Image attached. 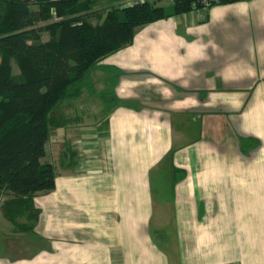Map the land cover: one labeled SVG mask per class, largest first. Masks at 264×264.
Returning a JSON list of instances; mask_svg holds the SVG:
<instances>
[{
    "label": "crops",
    "instance_id": "1",
    "mask_svg": "<svg viewBox=\"0 0 264 264\" xmlns=\"http://www.w3.org/2000/svg\"><path fill=\"white\" fill-rule=\"evenodd\" d=\"M89 77L33 229L0 209V264H264V0L139 25Z\"/></svg>",
    "mask_w": 264,
    "mask_h": 264
},
{
    "label": "trees",
    "instance_id": "2",
    "mask_svg": "<svg viewBox=\"0 0 264 264\" xmlns=\"http://www.w3.org/2000/svg\"><path fill=\"white\" fill-rule=\"evenodd\" d=\"M236 1L241 0L217 4ZM121 2L0 0V192L7 196L4 215L20 231H31L38 220L33 196L55 185L54 164L41 158L50 128L61 124L55 116L58 104L83 90L93 93L90 71L101 58L130 44L135 27L201 8H193L192 0H174L170 9L148 0ZM90 17L101 21L93 23ZM43 33L48 40L42 41ZM107 94V101L120 102ZM242 143L256 147L259 141Z\"/></svg>",
    "mask_w": 264,
    "mask_h": 264
},
{
    "label": "rangeland",
    "instance_id": "3",
    "mask_svg": "<svg viewBox=\"0 0 264 264\" xmlns=\"http://www.w3.org/2000/svg\"><path fill=\"white\" fill-rule=\"evenodd\" d=\"M147 1V0H146ZM153 5H155V6H159V7H163V8H165V9H170L171 7H172V4H173V2H174V0H155V1H151V0H149ZM107 4L104 2V3H101V5L99 6L100 8H102V7H105ZM90 20L93 22V23H97V22H99V21H101V20H99V19H97L96 17H90ZM46 35V34H45ZM11 65H12V68H13V72L14 73H18V68H17V66H16V64L11 60ZM93 75V74H92ZM90 80H91V82L93 83V85L95 84L96 86H100V85H102V83H101V81H100V78L98 77V79H91L90 78ZM98 82V83H97ZM98 88V87H97ZM104 91V90H103ZM105 93L107 94L108 93V91H107V89L105 90ZM109 94V93H108ZM107 94V95H108ZM103 98V97H102ZM104 100H105V98H103ZM56 129H53L52 130V133L55 131ZM57 131V130H56ZM54 132L53 134L56 136H54L53 135V138H52V145L53 146H55V149H56V147H57V140H58V136H57V133L58 132ZM78 141L79 139H73V141ZM74 146V145H73ZM55 151H57V150H55ZM51 158H52V162L54 163H58L59 162V156L57 155V153L56 152H54L53 154H52V152H51ZM5 199H6V196L5 195H3L1 192H0V209L2 210V205H3V203H4V201H5ZM167 232H168V230H167ZM2 245H4L3 244V242L0 244V252L2 253L3 252V250L2 249H4L3 248V246ZM4 251H5V249H4Z\"/></svg>",
    "mask_w": 264,
    "mask_h": 264
},
{
    "label": "built area",
    "instance_id": "4",
    "mask_svg": "<svg viewBox=\"0 0 264 264\" xmlns=\"http://www.w3.org/2000/svg\"><path fill=\"white\" fill-rule=\"evenodd\" d=\"M146 0H122V4H137ZM218 0H192V6L195 8L197 5H200V9L208 8L209 6L217 3ZM196 9V8H195Z\"/></svg>",
    "mask_w": 264,
    "mask_h": 264
}]
</instances>
